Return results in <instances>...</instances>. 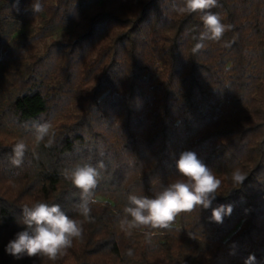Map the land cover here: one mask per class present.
<instances>
[{
    "label": "trees",
    "instance_id": "obj_1",
    "mask_svg": "<svg viewBox=\"0 0 264 264\" xmlns=\"http://www.w3.org/2000/svg\"><path fill=\"white\" fill-rule=\"evenodd\" d=\"M40 2L34 13L33 0H0V264H264V0H218L219 40L202 38L201 14L179 11L183 0ZM17 20L71 32L36 55L34 38L10 39ZM45 122L38 143L33 125ZM185 151L221 180L211 206L166 229L123 230L128 195L154 197L182 178ZM83 163L100 177L82 237L55 261L8 254L24 206L59 204L83 221L80 190L64 178ZM221 204L233 210L216 223Z\"/></svg>",
    "mask_w": 264,
    "mask_h": 264
},
{
    "label": "clouds",
    "instance_id": "obj_2",
    "mask_svg": "<svg viewBox=\"0 0 264 264\" xmlns=\"http://www.w3.org/2000/svg\"><path fill=\"white\" fill-rule=\"evenodd\" d=\"M218 6V0H183L181 12L200 13L206 29L202 38L219 40L227 29L217 13L211 9ZM31 10L34 13L43 11L40 0H33ZM202 47L197 44L195 50ZM34 136L39 143L49 136L51 125L48 122L35 124ZM27 146L23 141L14 148L12 163L20 166L24 162ZM100 167H103L101 164ZM176 168L182 178L164 187L154 197L128 195V205L124 208L125 218L121 220V228L130 230L141 226L166 229L181 212H191L197 207L207 209L221 186V180L207 167L195 152L185 151L176 161ZM100 172L91 163L76 164L64 170V178L80 190L79 202L75 205L83 221L70 217L59 204L35 202L31 206L22 208L21 223L24 229L15 234L6 246V252L20 259L23 256H44L55 261L66 254L72 247L73 240L81 238L83 222L92 221L91 205L94 200ZM246 176L240 170H234L232 180L235 184H242ZM232 206L221 204L212 209L211 220L222 223L226 215L232 212ZM244 264H257L256 257L249 255Z\"/></svg>",
    "mask_w": 264,
    "mask_h": 264
},
{
    "label": "rangeland",
    "instance_id": "obj_3",
    "mask_svg": "<svg viewBox=\"0 0 264 264\" xmlns=\"http://www.w3.org/2000/svg\"><path fill=\"white\" fill-rule=\"evenodd\" d=\"M71 32V28H62L57 25L52 26L45 33L40 29L39 22H25L22 20H17L11 26V30L9 32V36L11 40H19L24 38H34V50L33 52L36 55H41L44 53V47L49 45L53 40L64 41V36ZM29 46L23 48L20 51V57H26L30 52L28 50ZM26 63V61H22V64ZM96 200L98 201H106V198L97 196Z\"/></svg>",
    "mask_w": 264,
    "mask_h": 264
}]
</instances>
